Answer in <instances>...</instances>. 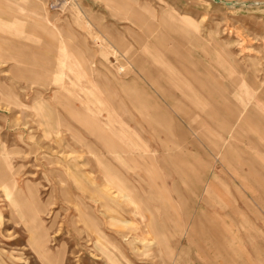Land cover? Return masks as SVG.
<instances>
[{"label":"rangeland","instance_id":"374dc122","mask_svg":"<svg viewBox=\"0 0 264 264\" xmlns=\"http://www.w3.org/2000/svg\"><path fill=\"white\" fill-rule=\"evenodd\" d=\"M263 138L264 0H0V264H264Z\"/></svg>","mask_w":264,"mask_h":264},{"label":"crops","instance_id":"0c3cea01","mask_svg":"<svg viewBox=\"0 0 264 264\" xmlns=\"http://www.w3.org/2000/svg\"><path fill=\"white\" fill-rule=\"evenodd\" d=\"M218 105H219V103H218ZM219 109H220V107H219ZM214 116H215V114L212 112V113H210V115H209V117L211 118V120L212 119H214ZM208 117V118H209ZM209 118V119H210ZM147 123H148V118L145 116L144 118H143ZM204 118H202L201 119V124H203V123H206V119H204ZM207 121H208V119H207ZM231 122V121H230ZM212 123H215V124H217V127L219 128V130H220V132H222L223 130H221V128L222 127H224L225 129H227L226 128V121H224V119H221V120H218V122H212ZM200 126V125H199ZM231 126V127H230ZM214 127H216L215 125H214ZM229 127H230V129H228L227 131H228V133H230L231 131L230 130H232V125H231V123L229 124ZM195 130V128H193V131ZM226 131V130H225ZM236 131V130H235ZM224 132V131H223ZM213 134V135H212ZM225 134H227L226 132H225ZM198 136H201L203 139H206V140H208L209 141V147L212 149V150H215L216 149V147L218 146V144H219V142H220V144H221V147L222 148H225V150L226 151H224V152H221V153H217L218 155H217V157H216V159H219V158H222V159H224V166L226 165V164H228L229 165V163H230V165H231V161L229 160V158H228V154L226 155V152H227V150H228V148L230 149H233V151L235 152V154L237 155V157H238V147H237V145L235 144V143H230V141H227L228 139H226L225 137H223V135L222 134H214V133H212L211 131H209V130H206V129H203L201 132H200V135H198ZM212 137H214V139L212 140V139H210V138H212ZM210 160L209 159H207V161L206 160H204L203 158L201 159V162L199 163V169H198V171H196L197 172V174H198V181H202L203 180V177H204V175L206 174V172H207V170L209 169V167H210ZM228 168H230V167H228ZM231 169V168H230ZM232 170L234 171L235 170V168H232ZM186 172L189 174L191 171H190V169H186ZM195 172V171H194ZM192 173V172H191ZM253 173H254V171H253ZM193 174V173H192ZM88 178V177H87ZM217 182V184L219 185V187H220V184H223V183H221L220 182V179H218V177L217 176H214L213 178H212V182ZM215 182H214V185H215ZM218 185H215L214 187L215 188H217V189H219L217 186ZM251 185H252V187L254 188V190L255 189H257V188H262L261 186H260V184L259 183H255L254 182V179H253V181H252V183H251ZM264 186V185H263ZM237 190V189H236ZM262 190H264V189H262ZM204 203H206V202H204ZM231 205H235V199H231ZM239 211V210H238ZM237 213V212H236ZM259 218H261V217H258L257 219H259ZM200 220V218H198L196 221H199ZM248 220V219H247ZM249 221V220H248ZM248 227L249 228H251L252 230H257L258 231V228H257V226L256 225H254V224H252L250 221H249V223H248ZM148 230H151V229H149L148 227H146V225H144V228H143V231L146 233V235H148V234H150L151 233V231H148ZM150 232V233H149ZM203 236V235H202ZM198 239H199V241L197 240V247L199 246H201V247H205V244H204V241H203V239H201L200 240V238L199 237H197ZM211 238V242H214V241H216V238H217V235L216 234H214L212 237H209L208 239H210ZM150 241V240H149ZM193 245V244H192ZM195 245H193V247H194ZM260 257V256H259ZM259 259V258H258Z\"/></svg>","mask_w":264,"mask_h":264},{"label":"bare ground","instance_id":"6f19581e","mask_svg":"<svg viewBox=\"0 0 264 264\" xmlns=\"http://www.w3.org/2000/svg\"><path fill=\"white\" fill-rule=\"evenodd\" d=\"M120 70H122V68H120ZM241 101V100H240ZM242 102V101H241ZM242 103H240V105H241ZM247 120V119H246ZM249 124V123H248ZM251 125V128H252V131H253V133L255 134V136H256V134H260V132H261V130L259 129V127H254V124H250ZM262 139V137L260 138V140ZM257 140H259V139H257ZM263 140H264V138H263ZM259 160H262V159H259ZM263 161V160H262ZM261 161V162H262ZM257 162L259 163V161H258V158H257ZM263 163V162H262ZM257 178V179H256ZM258 181H261V180H259L258 179V177H256L255 176V179H254V182L255 183H259L260 184V186L262 187L261 189H264V182H262V183H260V182H258ZM6 187V192H7V195L10 197L11 195V191H9V189H8V186H5ZM123 198H127V200H128V195L127 194H125L124 196H123ZM100 238H102V237H100ZM39 241H41V240H39Z\"/></svg>","mask_w":264,"mask_h":264}]
</instances>
